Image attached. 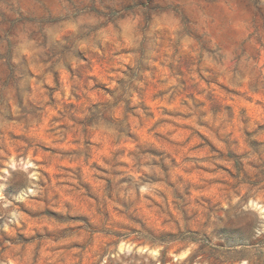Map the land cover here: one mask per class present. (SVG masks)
Returning a JSON list of instances; mask_svg holds the SVG:
<instances>
[{
    "label": "rangeland",
    "instance_id": "1",
    "mask_svg": "<svg viewBox=\"0 0 264 264\" xmlns=\"http://www.w3.org/2000/svg\"><path fill=\"white\" fill-rule=\"evenodd\" d=\"M0 264H264V0H0Z\"/></svg>",
    "mask_w": 264,
    "mask_h": 264
}]
</instances>
